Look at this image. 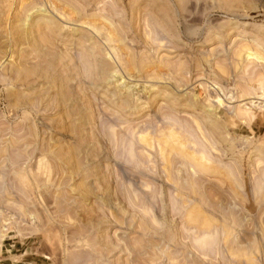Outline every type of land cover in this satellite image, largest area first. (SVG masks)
Returning <instances> with one entry per match:
<instances>
[{
    "label": "rangeland",
    "instance_id": "1",
    "mask_svg": "<svg viewBox=\"0 0 264 264\" xmlns=\"http://www.w3.org/2000/svg\"><path fill=\"white\" fill-rule=\"evenodd\" d=\"M0 264H264V0H0Z\"/></svg>",
    "mask_w": 264,
    "mask_h": 264
},
{
    "label": "bare ground",
    "instance_id": "2",
    "mask_svg": "<svg viewBox=\"0 0 264 264\" xmlns=\"http://www.w3.org/2000/svg\"><path fill=\"white\" fill-rule=\"evenodd\" d=\"M30 1V0H29ZM46 1V0H45ZM13 2V1H12ZM48 2V1H47ZM53 3V2H52ZM51 3V4H52ZM49 4V3H48ZM51 4H49V5H51ZM22 6V5H21ZM53 7V6H52ZM40 8V7H39ZM34 9H36V7L34 8ZM41 9V8H40ZM53 9V8H52ZM54 10V9H53ZM63 10V9H62ZM28 13V12H27ZM30 13V12H29ZM66 13V12H65ZM26 14V13H25ZM58 16V15H57ZM11 17V16H10ZM17 17H19V16H17ZM9 18V17H8ZM18 20V19H17ZM25 20V19H24ZM23 20V21H24ZM32 21V20H31ZM25 22V21H24ZM84 24V23H83ZM26 25V24H25ZM90 26V25H89ZM94 29V28H93ZM93 32H94V30H93ZM125 73V72H124ZM126 90V89H125ZM66 111V110H65ZM72 127V126H71Z\"/></svg>",
    "mask_w": 264,
    "mask_h": 264
}]
</instances>
